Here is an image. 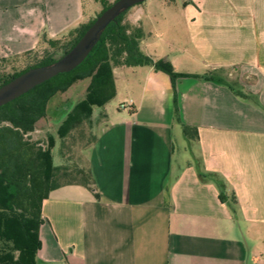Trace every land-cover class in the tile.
<instances>
[{"label": "crops", "instance_id": "obj_1", "mask_svg": "<svg viewBox=\"0 0 264 264\" xmlns=\"http://www.w3.org/2000/svg\"><path fill=\"white\" fill-rule=\"evenodd\" d=\"M180 3L178 52L200 70L167 61L198 77L174 87L154 67L130 68L132 108L96 114L84 151L98 196L82 186L50 194L38 264H264V0ZM145 12L133 23L147 37ZM85 22L84 0H0V64Z\"/></svg>", "mask_w": 264, "mask_h": 264}, {"label": "trees", "instance_id": "obj_2", "mask_svg": "<svg viewBox=\"0 0 264 264\" xmlns=\"http://www.w3.org/2000/svg\"><path fill=\"white\" fill-rule=\"evenodd\" d=\"M98 1L103 5L99 15L113 4L108 0ZM176 1L167 0V3ZM182 1L184 5L190 2ZM128 12L106 29L100 42L77 69L60 74L0 107V264H38L42 247L40 229L45 222L43 203L53 191L66 186H82L98 196L96 179L88 160L83 155L74 158L73 148L67 145V141L75 139L74 133L83 137V126L94 116L95 109L105 107L116 97L115 68L154 67L169 75L174 87L180 78L198 77L178 73L171 62L163 59L155 61L143 52L141 43L146 34L142 26L125 21ZM96 18L70 31L67 45H61V40H50L47 36L43 37V41L52 49H63L64 55ZM35 53L32 51L27 55ZM58 59L54 53L46 51L39 61L21 71L12 75L0 73V86L32 67L48 65ZM82 81H88L84 97L72 103L68 93ZM175 110L177 114V97ZM50 121L59 122L57 136L49 134L45 145L41 141H33L30 135L40 124ZM184 133L190 138L198 137L197 129L186 125ZM96 141V134L91 131L81 150L92 147ZM58 142L62 144L59 149L61 163L56 165ZM64 149L68 150V154Z\"/></svg>", "mask_w": 264, "mask_h": 264}, {"label": "rangeland", "instance_id": "obj_3", "mask_svg": "<svg viewBox=\"0 0 264 264\" xmlns=\"http://www.w3.org/2000/svg\"><path fill=\"white\" fill-rule=\"evenodd\" d=\"M114 3L116 0H108ZM181 0H178L176 5L174 2L161 3L156 0H147L146 2L132 7L125 16V21H130L132 24L136 14V10L142 8L146 10L147 17L145 19V28L148 32V36L142 43V48L144 51L148 49L152 51L155 59H176L178 65V70L183 71V69H190V71H199L198 66L193 62L186 53H179L177 47H185L187 41L185 33V25L183 19L181 18ZM84 8L86 13V22L96 18L102 11L103 5L98 0H84ZM136 25V24H134ZM138 26V24L136 25ZM61 45H67L70 37L67 35L63 36L61 39ZM170 42L173 46L168 45L166 42ZM46 51L54 53L56 58H60L63 55V49H52L48 44H42L41 47L36 51L35 54L25 55L23 57L14 58L9 62L0 64V73L5 75H12L17 71H21L28 66L35 64L39 61L45 54ZM134 67H123L118 68L115 71L117 77V87L119 93L114 99L105 105L103 108H96L95 115L91 118L89 122H86L83 126L84 136L80 137L79 133H74L73 138L67 141V145H71L73 148V156L77 158L80 155H84V151L81 149L87 143L90 138V132L94 130V127L99 123L100 115H96L99 112H103L111 117L112 115L117 116L119 114H128V109L124 110L121 105L128 103V92L126 88V79L133 76L132 69ZM137 68V67H136ZM128 76V77H127ZM88 85V81H82L76 84L71 91L68 93L72 97V103H77L84 97V92ZM64 99V98H63ZM67 109V108H66ZM58 121L56 123L50 121L47 123H42L39 125L38 129L30 135L33 141H41L45 145L48 135L52 134L57 136ZM62 146L60 142L57 143V149L55 150V164L59 165L61 163V158L59 155V149ZM68 154V150L64 149ZM71 153V152H70ZM69 153V154H70Z\"/></svg>", "mask_w": 264, "mask_h": 264}, {"label": "water", "instance_id": "obj_4", "mask_svg": "<svg viewBox=\"0 0 264 264\" xmlns=\"http://www.w3.org/2000/svg\"><path fill=\"white\" fill-rule=\"evenodd\" d=\"M147 0H117L87 29L77 43L55 62L32 67L0 86V107L29 93L60 74L70 73L81 66L100 42L106 29L122 14Z\"/></svg>", "mask_w": 264, "mask_h": 264}, {"label": "built area", "instance_id": "obj_5", "mask_svg": "<svg viewBox=\"0 0 264 264\" xmlns=\"http://www.w3.org/2000/svg\"><path fill=\"white\" fill-rule=\"evenodd\" d=\"M132 106H133V102L129 101L128 103L122 104L121 108L124 109V110H126V109L130 110L132 108Z\"/></svg>", "mask_w": 264, "mask_h": 264}]
</instances>
